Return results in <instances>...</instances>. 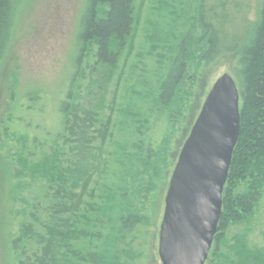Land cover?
Instances as JSON below:
<instances>
[{"label":"trees","instance_id":"trees-1","mask_svg":"<svg viewBox=\"0 0 264 264\" xmlns=\"http://www.w3.org/2000/svg\"><path fill=\"white\" fill-rule=\"evenodd\" d=\"M23 1L0 0V61ZM132 3L85 0L75 40L74 69L59 99L54 125H36L38 135L28 130L30 122L26 118L34 119L43 110L39 103L45 97L40 92L34 97L25 96L26 104L20 112L28 116L10 118L15 127L25 128L16 140L20 149L15 177L41 178L50 199L47 220L40 230L25 219L26 215H17L10 241L12 254L19 264H139L135 256L142 252L136 245L140 243L136 231L147 227L148 222L142 210H135L132 199L152 188L146 189L141 180L135 192L126 181L129 175H134L135 182L149 173L157 178L163 175L166 134L182 114L180 96L185 80L191 72L211 65L219 57L232 55L235 60L231 73L241 97L240 135L208 259L212 258L209 264L219 259H228L232 264H264V248L249 246L247 230L230 232L254 212L264 187V0H260L256 21L248 25V0H193L191 9L183 0H158L154 7L163 16L164 25L156 29V36L147 37L163 70L157 81V95L150 103L153 108L147 115L129 109L121 112L126 122L125 118L131 119L127 127L138 137L131 147L117 148L119 153L114 155L124 167L118 184L104 185L99 194L98 189L89 187L87 161L97 141L102 145L111 138V124L109 120L101 123L97 108L83 100L85 68L81 63L89 71V84L105 91L135 23ZM86 59L89 63L92 60L93 66H87ZM141 99L148 98L141 95ZM156 117H160L165 132L160 144L154 146L145 140ZM88 240L94 243V249L82 250L80 243ZM30 244H34L35 251L19 260Z\"/></svg>","mask_w":264,"mask_h":264},{"label":"rangeland","instance_id":"rangeland-1","mask_svg":"<svg viewBox=\"0 0 264 264\" xmlns=\"http://www.w3.org/2000/svg\"><path fill=\"white\" fill-rule=\"evenodd\" d=\"M183 1L189 9L192 8L193 0ZM157 2L158 0H133L135 23L126 48L114 69L115 76L105 91L97 90L89 84V71L81 63L82 68H85L81 83L83 100L88 102L87 105L97 108L95 110L101 123L109 120L111 124V138L102 145L99 141L94 144L95 148L91 150L92 155L86 165L91 176L89 187L98 189V194L104 185L118 184L117 179L124 167L114 157L119 153L117 148L131 147L138 137L127 127L131 119L125 118L126 122L121 117V112L129 109L134 114L147 115L149 109L153 108L150 103L157 95V81L163 70L157 62L156 51L147 44V37L156 36V29L164 25V20H161L163 16L154 7L158 5ZM248 3L247 25L256 21L260 0H248ZM84 4L85 0H24L17 9L10 43L0 61V264H19L10 247L17 215H26L25 219L40 230V226L47 220L46 208L50 200L46 184L41 178L15 177V172L19 169L17 152L20 149L16 140L25 128L20 125L15 127L10 118L17 115L28 116L20 112L21 106L26 104L25 96L34 97L40 92V96L45 97L39 103L43 110L34 119L26 118V122L31 124L28 130L33 131V135H38L36 125L50 127L57 121L58 102L66 92L74 69L75 40ZM158 22L160 27H157ZM234 60L232 55L221 56L211 65L190 73L180 96L184 104L182 114L173 129H169L166 134L167 164L163 175L157 178L149 173L137 177V182L133 181L134 175H129L126 181L135 192L141 180L146 189L152 188L132 199L135 210H142L148 222L147 227L136 231L140 242L136 245L142 252L135 256V261L139 264H161L158 258V235L173 168L214 82L223 74H229L235 80L231 73ZM90 61L87 66H93L90 65L92 60ZM141 95H146L148 99L143 101ZM240 105L241 99L239 107ZM150 128L145 141L157 146L165 132L160 117L151 120ZM13 132L18 136H14ZM150 176H153L152 179ZM127 189L132 195L130 188ZM244 230L248 231L250 247L264 248V187L254 212L244 223L232 227L230 232ZM79 246L88 251L93 250L95 245L88 240L81 242ZM34 248V244H30L18 259L23 261L35 251ZM210 260L212 258L207 259L205 264H209ZM212 264L232 263L228 259H219Z\"/></svg>","mask_w":264,"mask_h":264},{"label":"water","instance_id":"water-1","mask_svg":"<svg viewBox=\"0 0 264 264\" xmlns=\"http://www.w3.org/2000/svg\"><path fill=\"white\" fill-rule=\"evenodd\" d=\"M240 95L223 74L212 85L173 168L159 227L161 264H205L240 135Z\"/></svg>","mask_w":264,"mask_h":264}]
</instances>
